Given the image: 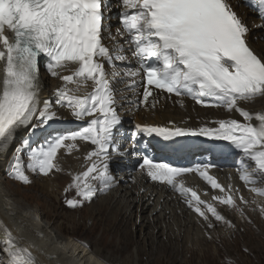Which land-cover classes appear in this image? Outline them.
I'll return each mask as SVG.
<instances>
[{"label": "snow or ice", "instance_id": "obj_1", "mask_svg": "<svg viewBox=\"0 0 264 264\" xmlns=\"http://www.w3.org/2000/svg\"><path fill=\"white\" fill-rule=\"evenodd\" d=\"M254 4L264 20V0H254ZM112 6L111 0H0V149L7 148L20 129L34 133L61 119L54 105L65 108L76 121H87V125L52 135L35 147L25 139L22 148L29 150L27 168L43 176L62 171L58 154L62 149L69 155L79 151L76 142L84 141L94 146L84 157L88 165L73 175L66 189L75 188L80 199L66 200V204L75 209L90 202L97 195V182L107 192L115 184L109 172L110 149L120 156L126 154L116 142L122 116L105 70V64L115 68L119 61L125 67L114 75H119L136 96L130 109H154L158 103L154 94L159 91L180 97L181 107L182 98L191 97L202 107L235 111L244 121H212L218 127L196 129L136 124L132 148L141 134H155L164 140L206 136L227 141L254 162L257 173L241 169L240 179L251 186L249 191L264 196V189L256 187V176L264 177V112L252 113L242 106L264 100V55L248 43L249 27L232 5L228 0H115L121 11L115 32L107 31L108 39L114 42L110 50L103 42L104 13ZM7 33L12 34L11 39ZM44 58L47 72L62 81L53 93L54 101L42 98L40 62ZM68 70L70 74H63ZM21 150L16 149L8 174L27 185L32 180L25 174ZM142 160L140 169L153 181L167 183L186 196L188 207L208 229L216 227L213 218L229 229L236 225L196 191L178 184L177 177L197 172L213 189L226 193L213 196V201L245 219L241 205L250 203L264 215V205L249 202L242 195L235 197L231 189L226 190L210 176V165L174 168L154 163L148 156ZM0 232L7 264H38L32 251L2 221ZM208 239H212L211 234Z\"/></svg>", "mask_w": 264, "mask_h": 264}, {"label": "bare ground", "instance_id": "obj_2", "mask_svg": "<svg viewBox=\"0 0 264 264\" xmlns=\"http://www.w3.org/2000/svg\"><path fill=\"white\" fill-rule=\"evenodd\" d=\"M247 14L249 21L254 20L252 13ZM254 21L255 24L261 23V20ZM246 24L248 25V23ZM260 33H262V31L258 30L255 32V35L258 37ZM252 45L261 55H264L263 39L258 38ZM118 62L119 61H117L116 64ZM107 72L109 73V80L111 81L115 96L116 98L119 97L116 99V109L122 116V124L124 126L128 125L127 122L132 120V124L130 126L133 127L134 132L136 124L156 126L160 125L167 127H172L174 124L175 126L181 128L196 129L200 128L201 125H203V122L208 119H214L215 117H226V115L221 113V111H217L216 109L212 108L209 109L196 103L193 104L186 101L183 102V109L178 105H175V103L167 100V98H163L160 92L154 94L158 100V103L154 109H146L143 106H141L139 110L130 109V102L134 101L136 96L126 88L125 84L120 81L119 75H114V73H122V70L117 68V66L113 68L112 66L108 65ZM42 73H44V71ZM63 74H70V70L65 71ZM44 75L45 73L43 76ZM0 77H2V69H0ZM47 86L48 90H46ZM61 86L62 81L58 78L49 76L47 79H43L41 81L42 98L51 99L54 101L55 96L53 95V91ZM69 87L73 86L69 85ZM118 87L121 89H124V87L126 88L124 91H122L123 96H119L120 94L118 93ZM88 91H91V87L88 88ZM151 100L152 97H150V101ZM242 106L252 113L264 112V100H257L254 103L244 104ZM54 108L61 117V119L58 120L59 122L63 121L64 124L67 125H69V122H80L76 121L67 109L60 108L56 105H54ZM234 117L238 118V113H235ZM34 135L35 133H32L30 129H20L15 134L13 140L9 142L7 148L0 149V172L6 171V166L12 158V154L14 151H16V148H18V145H16L18 140L20 138L24 139V136L32 138ZM142 135L144 134H141L137 137L136 142L139 141ZM126 138L131 140V135L128 133ZM76 143L79 151L73 150V152L69 155L63 149L58 154V161L60 159L65 161L64 168L68 169L70 178H72L73 175L82 173L86 170L88 162L84 159V157L94 147L93 145L84 141H77ZM109 172L115 179L114 167L110 168ZM116 173L120 174L117 169ZM51 175H53V173H51L49 176H43V179L41 180H44L45 183L43 184L38 182L36 185H34L33 189L42 194H48V189H51V192L54 193L52 190L55 189L54 184L52 185L51 182H47ZM34 179L35 178H32V182ZM182 179L183 176L177 177V182ZM215 180L223 188H225L220 177L217 176ZM115 182H117V179H115ZM55 184L58 186H63L62 184H58V182ZM165 185L168 184L165 183ZM35 186L37 188H35ZM187 188L193 189L194 186L190 184V186ZM225 189L227 190V188ZM193 190L199 195V190ZM217 191L220 190L218 189ZM112 192H114V190H112ZM112 192H106L102 195L100 201L102 199H104V201L99 206L100 208L95 214L91 213L90 215L94 223V220H98L100 218L101 213L108 210L114 204L111 207L112 211L105 213L106 215L113 217V222H115L114 225H116L117 228L116 231L113 228H110L109 234L103 229L102 240L108 236H111L112 240L114 239L113 237L118 238L117 233L121 231L122 224H125L126 222L127 227L129 225L130 228L134 229L133 236L136 235L135 238L137 241H139L138 244H135V248L133 247L136 253L137 250L141 249L142 244H144V246L152 247L153 243L155 244L156 241L157 244L164 242L163 240H160L163 236H166V240H168V242H166L167 244L171 245L170 248L176 249L174 252L177 255H179L180 250H183L186 248V246L188 249L189 243H193L197 247L203 246L204 244H213L222 241H226L228 245L230 243H234L233 240L230 242V239L226 237V232L228 230L225 231V229L220 228L219 226L221 223L219 222L214 221V223H216V227L214 229H209L208 231V228H204V230H202L200 224H205V222L201 218L196 219L195 217L189 215V213L182 208V206H185L186 203L181 201L182 196H179L181 194L176 189L171 188L168 193V191L164 190V188L158 190L155 185L147 186L146 184L140 182L132 186H121L115 191V195H112ZM165 192L167 194H165ZM10 193L11 192L9 188L7 186L4 187L0 181V221H2L16 237L21 238L22 245L28 247L32 251L33 255L37 257L38 264H127L126 261L119 263L117 261H111L108 257H104L103 255L105 247H103V249H96L95 245H92L91 242H84L83 244L79 241V239H75L72 236H68V238L65 239L60 238L58 235L60 232L55 234L51 227L43 224V215L40 212L29 209H26L25 211V209L17 207L15 203L11 201L12 198ZM223 194L225 195L226 193ZM203 199L209 200V197H205ZM257 202L260 205H264L263 200H259ZM85 205H87L86 202L83 203V206ZM83 206L73 209L69 208L67 204H65V207L72 211L82 209ZM187 210L189 211V208ZM225 214L227 219H230L232 223L236 225L235 229H230V232L233 235L232 237L234 239H237V237L240 236L241 238L244 237L249 247L252 248L251 251L254 254L250 251V249L248 252V250L245 251V247L240 245L238 247L241 248L244 253H250L253 255V257L256 256L255 254L257 252L255 250L256 248H253V242H256V239L258 238H256L257 236H255L254 233H251V231L255 232V229L260 227L264 233V224L262 223L259 216H248V218L252 219V221L253 219H258V221L255 223L256 226H248L246 223L245 227L247 226L246 229L248 232L244 228L242 231L244 233L241 234H244L245 236H242L241 234L238 236V234H235L234 231H236L238 227H241L243 224H245V219H242V217H235L234 214ZM37 216L39 217V220L36 219ZM72 219L75 220V218ZM124 230L127 231V228H123L122 232ZM207 234H211L212 239H208V237H206ZM128 236H130L129 233ZM258 237H261L260 234H258ZM122 241L123 240H121V244ZM113 242L111 245H113ZM260 242V244L264 245V240ZM124 247L126 249L128 248L126 246L121 248L123 249ZM0 248L2 249L1 254H3L7 259L6 253L3 252L2 232H0ZM162 248L163 245L161 244V249ZM187 253H189V251Z\"/></svg>", "mask_w": 264, "mask_h": 264}, {"label": "rangeland", "instance_id": "obj_3", "mask_svg": "<svg viewBox=\"0 0 264 264\" xmlns=\"http://www.w3.org/2000/svg\"><path fill=\"white\" fill-rule=\"evenodd\" d=\"M21 144H23V140H20V142L18 143V145ZM28 151V149L24 151L22 150L21 157L22 162L25 166V174L28 175L31 180L32 178H35L32 182L33 184L26 185L12 179L8 174V170L6 173L0 172V181L2 182V185L4 187L7 186L9 188L12 198L11 201H13V203H15L17 207L25 209V211L26 209H29L40 212L43 215V224L51 227L55 234H58L60 232V234L58 235L62 239L68 238V236H72L75 239H79V241L83 243L91 242L92 245H95L96 249H103V247H105L103 255L104 257H108L111 261H117L119 263L126 261L127 264H264V245L260 244V241L264 240V233L260 229V227H257L255 229L256 233L254 231H251V233H254L255 236H257L256 238H258L256 239V242H253V248H256L255 250L257 252L255 254L256 256L254 257L250 253H244L242 249L238 247L240 245L242 247H245L248 252L249 249L251 251L252 248L249 247L245 238H241L240 236L237 237V239H234L232 237L233 235L231 234L230 229L225 228L226 226H222L220 228L225 229V231L228 230L226 232V237L230 239V242L233 240L234 243H230L228 245L226 241L218 242L219 244L221 243V248L218 243L213 242V244H204L203 246L199 247H197L193 243H189L188 249L186 246V248L180 250L179 255L174 252L176 251V249L170 248L171 245L167 244L168 240H166V236H163L160 239L164 242H160L157 244L156 241L155 244L153 243L152 247L144 246V244H142L141 249L137 250L136 253L134 248L135 244H138L139 241L136 240V235L133 236L134 229L130 228L129 225L127 227L126 222L125 224H122L121 231L117 233L118 238L113 237L114 239L112 240V237L108 236L106 238H103L102 240L103 229L109 234L110 228H113L115 231L117 228V226L114 225L115 222H113V217H111L110 215H106L105 213L112 211L111 207L114 204L108 210L101 213L100 218L98 220H94V223L91 219V213L95 214L100 208L99 206L104 201V199L100 201V198H102L104 191L97 194L95 196L97 197V199L93 200L92 203H89L90 205H85L82 209L73 211L68 210L65 207L66 200L79 198H77L78 196L76 190H74L73 188L66 191V189H68L69 187L71 178L68 169L64 168L65 161L62 159L58 161V163H60V167L62 166V169L64 168V170L59 172L53 171V175H51L49 177V180L47 181L51 182L52 185L54 184L55 189H52L54 193L51 192V189H48V194H42L33 189L34 185H36L38 182L43 184L45 182L44 180H41L43 179L42 175L33 173L30 169L27 168V164L29 163L27 155ZM56 182H58V184H62L63 186L56 185ZM18 185H20L21 187ZM35 188L37 187L35 186ZM117 189L118 188L113 189L114 192H112L111 190L112 195H115V191ZM245 212V216L247 217V220H245V224H243V226L241 227H238L237 230L234 231V233L238 234V236L239 234L244 233L242 232L244 228L248 232V230L246 229L247 226L245 227L246 223L248 226H253L255 225L256 221H258V219H253L252 221V219L248 218V216L257 217V210L253 211L250 208H247ZM235 217H239L238 214L235 215ZM72 218H75V220ZM259 218L264 224V216H262L261 213ZM123 228H127V231L124 230L122 232ZM202 230H204V227H202ZM128 233L130 234V236H128ZM258 234H260V236L263 238L258 237ZM208 235L209 234H207L206 237H208ZM241 235L245 236L244 234ZM252 236L255 237L254 235ZM121 240H123L122 244ZM112 242L113 245H111ZM161 244L163 245L162 249ZM123 246H126L128 248L126 249L124 247L122 249L121 247ZM188 251L189 253H187ZM0 264H6L4 263V259L1 256V252Z\"/></svg>", "mask_w": 264, "mask_h": 264}]
</instances>
